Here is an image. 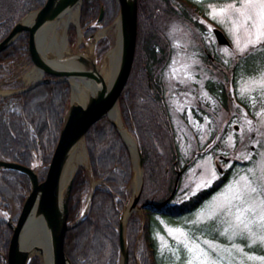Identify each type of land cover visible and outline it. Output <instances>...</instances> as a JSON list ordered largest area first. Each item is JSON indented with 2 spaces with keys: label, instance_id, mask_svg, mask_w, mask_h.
Here are the masks:
<instances>
[{
  "label": "trees",
  "instance_id": "16d2710c",
  "mask_svg": "<svg viewBox=\"0 0 264 264\" xmlns=\"http://www.w3.org/2000/svg\"><path fill=\"white\" fill-rule=\"evenodd\" d=\"M161 1L167 7H172L170 11L174 15L182 16L194 26L203 29L198 17H202L205 13L204 6L212 2L223 3L234 0ZM44 2L45 0H0V38L6 36L23 15L41 7ZM138 3V33L134 62L127 84L120 93L118 104H120L125 125L130 129L133 126L134 136L141 135L145 142L144 147L137 143L143 157V183L138 198L141 206L147 202L158 204L168 199L176 179L172 174L178 163V155L173 149L171 150V174L166 172L165 165H162V168L158 162L155 136L158 138L161 136L160 132L169 131L168 113L163 102V94L159 81L154 76L155 68L163 61L164 48L162 46L158 49L159 41L155 35L154 22L157 19V9L151 6V0L148 2L139 0ZM154 4L158 6L155 2ZM101 5L104 14L101 21H97ZM80 10L79 21H81L80 27L84 39L90 38L96 29L107 27L115 20L119 11L118 0H83ZM73 29L71 26L70 31ZM27 39L28 34L21 32L10 47L0 52V80L7 63H12L27 54ZM100 43L101 41L98 40V47ZM251 56L253 59L256 55ZM250 62L254 65L252 61L247 60V63L241 66L248 71L251 68ZM239 65L237 63L232 69L233 76L240 69ZM207 88L213 95L219 97L223 106L227 104L226 89L222 83L208 82ZM69 93L70 87L65 81L52 78L48 82L37 84L34 88L19 93L21 104L18 109L3 104L0 108V159L21 162L25 165H40L42 168L39 170V176L43 177L45 174L43 166L49 163L68 109ZM165 124L168 129L165 128ZM84 138L91 178L98 183L92 190L90 205L83 219L65 234V253L70 258L71 264H118L120 261L119 219L123 208L129 202L126 186L133 173L131 157L118 130L107 117L92 124ZM238 165L237 163L234 166ZM186 167L184 166L181 171L183 172ZM1 172L6 184L24 198L23 192L29 189L27 177L12 169ZM72 181L68 202V224L80 218L81 198L91 189L89 177L82 167L77 169ZM223 182H214L210 187L190 195L179 204H168L164 212L144 209L142 221L138 217H129L125 228V243L129 253L128 264H183L184 251L176 262L164 256L165 253L158 251L157 241L150 230L151 218H155L158 213L172 219L191 217L198 207L221 187ZM4 212H7V206L0 201V264L6 263L4 255L8 251L11 235V229L2 217ZM190 217H187V220H190ZM155 222L158 226L157 220ZM177 223L190 232L191 225L180 220ZM210 239H216V237L213 235ZM246 248L264 255V250L257 245L246 246ZM28 264H39V259L32 257Z\"/></svg>",
  "mask_w": 264,
  "mask_h": 264
},
{
  "label": "rangeland",
  "instance_id": "374dc122",
  "mask_svg": "<svg viewBox=\"0 0 264 264\" xmlns=\"http://www.w3.org/2000/svg\"><path fill=\"white\" fill-rule=\"evenodd\" d=\"M151 1V6L157 9L156 13L158 12L154 22L155 35L159 41L158 49L162 46L164 48L163 61L155 68L154 76L161 87L169 123V131L160 132L161 136L158 138L155 136L154 143L158 150V162L161 166L165 165L166 172L171 174V150L173 149L178 155V163L172 176L176 178V172L187 166L181 174L177 192L169 204H179V202L189 198V195L210 187L212 181L220 177L218 166L224 170L228 169L230 173L228 181L221 184V187L212 193L211 197L206 199L191 217L172 219L158 213L155 218H151L150 230L153 232L155 241H157L158 251L165 253L164 256H168L170 260L176 262L184 254L183 251L186 246L200 247L206 249L213 260L218 259V264H264V255L254 253L246 248V246L257 245L264 250V242L258 238L253 239L248 231L233 234L229 230L228 234L222 235L221 233L229 225L219 220L206 218V213L214 202V198H218L219 194L234 179H239L242 175H250L249 169H255L257 178L264 177V172L259 167L261 158L264 157V82L260 80L261 74H264V45L249 46L242 51L248 43V35L243 27H240L238 32L234 30L235 26L230 18L231 13L223 17L218 16L215 20L212 19L213 13L218 12L220 8L233 3L239 6L241 0L223 3L212 2L204 6L205 13L202 17H198L203 29L194 26L182 16L174 15L170 11L172 7H167L161 0ZM200 1L198 0V2ZM154 2L160 7L154 6ZM173 3L175 4V2ZM81 6L82 4L79 10ZM79 15H81V10ZM71 26L74 29L70 31ZM114 26L115 22L100 29L107 31L103 36L97 37V40L101 41L98 47V41L94 45L92 38L83 39L82 36L81 41H78L76 23H71L67 30L68 42L71 45L69 46L72 50L86 51L87 47L93 44V53H91L98 61L113 42ZM215 26L221 29L223 35H226L230 46L217 43L216 36L212 33ZM100 30H96L95 35ZM237 38L239 39V46L236 43ZM252 54L256 55L253 59ZM247 60L254 63V65L249 63L253 70L249 65L250 70L248 71L241 66L243 63H247ZM237 63L240 64V69L233 76L232 69ZM34 67L36 66H33L27 54L5 65L4 74L0 80V91L8 92L0 93V107L5 103L13 108H19L21 98L15 94L32 83V81H27L24 76ZM208 82L222 83L225 86L228 99L225 106L222 105L219 97L208 90ZM66 83L68 84V82ZM70 97L69 93L68 104ZM117 107L121 115L120 104ZM121 119L125 125L122 115ZM224 123H227V126L222 132H218ZM125 127L134 137L136 146L139 144L144 147L145 142L142 136L138 134L134 136L133 126L132 129L127 125ZM165 128L168 129L166 124ZM220 134L222 136L216 142L217 144L213 143L214 138ZM237 163L239 165L234 166ZM79 167L84 168L91 182V188L98 183L91 178L89 159L86 164L78 165L77 169ZM40 168L42 166H36V171L38 172ZM131 180L126 186L129 202L135 197L130 189ZM0 181L5 185L4 191L0 189L2 196L0 201L3 202L4 206H7V212H4L2 217L6 221L10 219L15 222L19 217L24 198L4 182L2 173H0ZM174 184L175 181L172 185L173 189ZM90 190L89 192L92 191ZM23 194L26 195V192ZM86 195L81 199L82 204L87 202V197L90 194ZM146 204L141 205V207L138 203L139 206L132 210L128 218L131 216L138 217L142 221ZM125 210L126 208L123 209L121 215L124 214ZM202 210L205 215H201ZM187 217H190V220H187ZM250 219L254 218L250 216ZM179 220L191 225L190 232L177 223ZM177 229H183L199 243L189 245L188 240L184 239L183 234L176 231ZM251 231L255 233L256 237L264 235L259 227V221L251 225ZM213 235L216 239H210V236ZM32 257L38 258L35 255ZM38 259L40 260V258ZM183 262V264H187L185 258Z\"/></svg>",
  "mask_w": 264,
  "mask_h": 264
},
{
  "label": "water",
  "instance_id": "95a60500",
  "mask_svg": "<svg viewBox=\"0 0 264 264\" xmlns=\"http://www.w3.org/2000/svg\"><path fill=\"white\" fill-rule=\"evenodd\" d=\"M82 3V0H45V3L35 9L30 13L26 14L17 21L11 30L6 34L5 37L0 39V52L11 46V43L21 35V32H26L28 34V55L30 60L40 71L41 75H50L57 77L61 81L68 82V77L85 76L95 80L99 84V88L94 92L89 94L88 99L84 104H68V109L64 116V121L61 126V130L58 135V141L54 147V151L50 157L49 164L46 166V175L42 180L38 177V172L35 168L31 166L24 165L20 162H15L12 160H2L0 159V170L12 169L24 173L29 179L30 189L25 196L22 207L19 212V217L15 222H7L8 226L11 228V235L8 244V251L4 255L6 259L5 264H28L32 260V256H38L42 253L41 248L32 246L31 249L20 248V233L24 228L26 221L30 218L31 214L36 217H42L44 223L48 229L50 236V246H51V257L52 264H71L70 258L65 253V238L66 232L73 227L77 226L81 219L74 221L72 224H68V209H69V198L71 194V186L73 183V176L69 180L70 182L66 188L61 191V176L63 173V168L70 157L72 148L76 146L80 141L84 143V136L86 132L90 129V126L95 122L99 121L103 117H107L113 122L114 126L116 124L110 118L108 113L112 108L118 105V100L120 93L126 81L130 75V70L133 65V58L135 55V47L137 43V33H138V0H118V14L115 22L117 20L120 23L121 29V59L119 68L117 70V75L109 84H105L103 78L95 69V64L86 60L82 55L78 57L80 61L85 63L89 68L87 71L82 70H72L63 69L52 65L49 63L45 57L38 53L35 44V38L37 36L38 30L43 27V25L56 19L64 9L74 7L75 4ZM100 12L97 21H101L104 9L100 6ZM33 13L32 19L29 23H26L24 19ZM80 16V15H79ZM79 20V18H78ZM77 31L79 28V22L76 24ZM213 34L216 36L217 43L220 45H230L226 35H223L220 29L214 28ZM93 44L95 45L97 39L95 35H92ZM50 81L49 77L45 79H40L34 81V83L21 91L33 88L35 85ZM69 85V82H68ZM71 88V85H70ZM120 136L122 137L126 147L128 148L130 157L131 151L127 146L124 137L121 135L118 126H116ZM237 128V126H235ZM139 166L142 168V157L141 151L137 146ZM221 169L220 167H218ZM179 172L177 173V179L174 184V189L170 197L175 193L177 187V182L179 179ZM142 181L139 186V191L135 197H133L128 207L130 208V213L136 208L138 203V196L141 191ZM169 199V197H168ZM168 200L155 206L153 210L158 211L162 208ZM147 206L145 205L144 208ZM129 213V215H130ZM128 215V216H129ZM127 216V217H128ZM126 217V219H127ZM126 219L124 215L120 216V226H119V243H120V254L121 258L118 264L128 263L127 254V244L125 243V226Z\"/></svg>",
  "mask_w": 264,
  "mask_h": 264
},
{
  "label": "bare ground",
  "instance_id": "6f19581e",
  "mask_svg": "<svg viewBox=\"0 0 264 264\" xmlns=\"http://www.w3.org/2000/svg\"><path fill=\"white\" fill-rule=\"evenodd\" d=\"M80 3L75 4L74 7L66 8L63 12L53 21L43 25L35 38L36 49L39 54L45 57L50 64L56 65L63 69L82 70L87 71L89 68L85 63L78 59L79 56H83L86 60L95 64L97 73L101 75L105 84L109 86L119 68L121 59V29L120 23L117 20L114 26V33L112 36V44L107 51L96 61L92 54L93 44H90L86 51H79L78 49L72 50L68 43V28L71 23L78 24ZM33 13L28 15L24 21L29 23L32 19ZM78 41H81L82 32L78 28ZM106 29L100 30L96 33L95 38L101 37L106 33ZM92 52V53H91ZM27 81H36L41 79V71L34 67L31 71L25 74ZM69 85H71L70 101L73 104H84L88 99L89 94L94 93L100 86L92 78L85 76L68 77ZM8 91H0V93H7ZM110 118L114 121L116 126L124 137L127 146L130 148L131 157L133 160V175L131 177L130 189L132 190L133 196L139 191V186L142 181V168L139 166V157L136 142L133 136L130 135L129 131L123 125L121 115L118 107L115 106L108 113ZM87 150L85 149L83 141H80L76 146L72 148L70 157L63 168L61 176V191H63L69 180L76 172L78 165L86 164ZM0 189L5 190V185L0 181ZM130 208L126 207L124 212V219L129 215ZM20 248L31 249L32 246L41 248L42 253L39 255L40 264H52L51 257V246L50 236L48 229L44 223L42 217H36L35 215L30 216L26 221L24 228L20 233Z\"/></svg>",
  "mask_w": 264,
  "mask_h": 264
},
{
  "label": "snow or ice",
  "instance_id": "6c2138e0",
  "mask_svg": "<svg viewBox=\"0 0 264 264\" xmlns=\"http://www.w3.org/2000/svg\"><path fill=\"white\" fill-rule=\"evenodd\" d=\"M231 13L234 30L239 31L243 27L248 35V43L242 51L249 46L258 47L264 45V0H241L239 6L235 3L222 7L218 12H214L212 19L218 16L223 17ZM239 46V39L236 40ZM260 80L264 82V74H261ZM259 167L264 172V157L261 158ZM249 174L242 175L239 179H234L232 183L214 198L206 213L209 220H219L229 225L225 228L222 235L228 234L229 230L233 234L242 231H248L253 239H260L264 242V235L256 237L251 231V225L259 221L261 232L264 233V177L257 178L255 169H249ZM207 183V181H205ZM195 194V193H193ZM219 200V202H216ZM201 215H205L202 210ZM250 216L254 219H250ZM176 231L183 234V238L188 240L189 245L198 244V240L189 236L183 229ZM180 243L179 241L177 242ZM187 264H218V259L213 260L206 249L200 247L186 246L184 248Z\"/></svg>",
  "mask_w": 264,
  "mask_h": 264
},
{
  "label": "flooded vegetation",
  "instance_id": "af4514ba",
  "mask_svg": "<svg viewBox=\"0 0 264 264\" xmlns=\"http://www.w3.org/2000/svg\"><path fill=\"white\" fill-rule=\"evenodd\" d=\"M227 126V123H224L223 125H222V128L221 129H219L218 130V132L220 131V132H222L223 130H224V127H226ZM221 136H222V134H220L219 136H216L215 138H214V142L213 143H216V142H218L219 141V139L221 138ZM217 144V143H216ZM219 173H220V177L219 178H216V179H214L213 181H212V183L213 182H217V183H221V182H223V184L226 182V181H228V179H229V176H230V173H229V170L228 169H219ZM155 205H158V204H154V203H147L146 204V208H149L150 210H153V208L155 207ZM154 211V210H153ZM162 211L164 212V209H162Z\"/></svg>",
  "mask_w": 264,
  "mask_h": 264
}]
</instances>
